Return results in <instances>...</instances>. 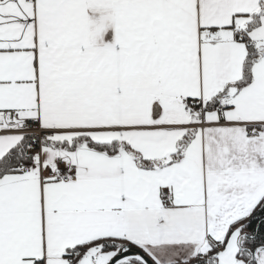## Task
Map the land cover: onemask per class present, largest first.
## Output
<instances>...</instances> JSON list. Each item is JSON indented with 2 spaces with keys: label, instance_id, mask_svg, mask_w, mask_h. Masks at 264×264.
Masks as SVG:
<instances>
[{
  "label": "snow or ice",
  "instance_id": "obj_1",
  "mask_svg": "<svg viewBox=\"0 0 264 264\" xmlns=\"http://www.w3.org/2000/svg\"><path fill=\"white\" fill-rule=\"evenodd\" d=\"M0 264H264V0H0Z\"/></svg>",
  "mask_w": 264,
  "mask_h": 264
}]
</instances>
